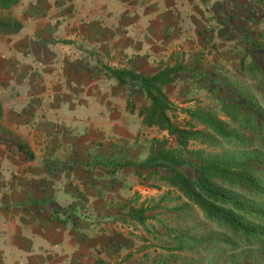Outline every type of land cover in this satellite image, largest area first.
Returning <instances> with one entry per match:
<instances>
[{
    "label": "crops",
    "instance_id": "obj_1",
    "mask_svg": "<svg viewBox=\"0 0 264 264\" xmlns=\"http://www.w3.org/2000/svg\"><path fill=\"white\" fill-rule=\"evenodd\" d=\"M0 20L21 24L0 31V264H95L122 184L104 165L142 127L128 104L148 103L106 68L151 74L178 51L191 67L209 45L251 56L264 0H18Z\"/></svg>",
    "mask_w": 264,
    "mask_h": 264
},
{
    "label": "rangeland",
    "instance_id": "obj_2",
    "mask_svg": "<svg viewBox=\"0 0 264 264\" xmlns=\"http://www.w3.org/2000/svg\"><path fill=\"white\" fill-rule=\"evenodd\" d=\"M256 41L264 45V37ZM209 46L198 58L201 65L196 60L189 67L192 56L179 51L173 54L171 60L190 71L167 86L166 93L174 106L169 113L173 121L182 126L190 123L215 141H190L183 148L166 131L143 125L133 141L126 139L129 145L123 163L113 159L104 165L115 182L122 184L113 190V213L107 225L111 243L95 264H264V50L248 56L245 50L231 52V45L228 49ZM253 58L260 67L252 66ZM222 78L227 81L223 83ZM228 95L241 109L232 110L235 119L221 109ZM139 103L133 105L136 112L146 104ZM189 109L212 113L226 124L229 135L220 137L199 125L187 115ZM162 145L173 151L179 162L172 168L184 176L192 179L194 166L210 169L209 180L242 207L217 206L250 232L207 216L166 182L163 178L170 169L160 160L149 161ZM96 222L98 226L104 223Z\"/></svg>",
    "mask_w": 264,
    "mask_h": 264
},
{
    "label": "trees",
    "instance_id": "obj_3",
    "mask_svg": "<svg viewBox=\"0 0 264 264\" xmlns=\"http://www.w3.org/2000/svg\"><path fill=\"white\" fill-rule=\"evenodd\" d=\"M17 1L18 0H0V8H10ZM20 29L21 24L19 22L11 23L10 21L0 20V31L2 33H16ZM254 46L255 51H257V49L259 51L264 50V45L261 42H255ZM261 60L264 62V57H261ZM250 62L254 67H260V64L254 58ZM187 70L190 71V68L181 63L165 66L159 65L151 74H140L132 69L106 68L108 75L114 77L119 85H124L128 81H136L139 83V87L145 92L148 103L144 104L137 111V115L141 118L142 125L149 128L157 127L159 130L166 131L167 134L173 136L175 142L183 148H185L190 141H198L200 143H207L209 141V143H212L215 141L213 136L202 133L201 130H196L194 125L190 123H185L183 126L178 124L172 120L169 114L174 106L166 93V87L173 84L176 78ZM128 106H130V113H134V107L131 106V104H128ZM221 109L224 115L230 119L236 118L232 115L233 109L238 112L241 111L238 103L235 102L230 95L222 100ZM186 112L192 120L212 131L213 134L220 137H227L229 135L226 124L221 119L212 115V113L204 110L190 109L186 110ZM162 143L165 144L164 141ZM172 152V150L166 149L164 145H162L158 153L149 159L150 163H155L160 160L168 170L170 169L171 173L169 172V175L165 176L163 179L170 185L176 187L189 201L203 210L207 216L220 219L223 222L231 224L236 230L249 233L250 231L248 228L241 224L235 216L225 212L217 206V203H228L235 209H241L242 207L236 199L226 196L224 191L217 188L209 180L210 176H207V174L212 173V171L210 169H204L201 166H194V176L190 179L172 168L173 164L179 162V160L172 155ZM118 165L121 166V164ZM142 165L145 164H141V166Z\"/></svg>",
    "mask_w": 264,
    "mask_h": 264
}]
</instances>
